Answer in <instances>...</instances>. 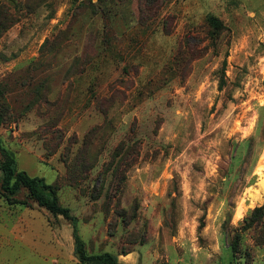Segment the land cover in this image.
<instances>
[{
    "label": "rangeland",
    "instance_id": "obj_1",
    "mask_svg": "<svg viewBox=\"0 0 264 264\" xmlns=\"http://www.w3.org/2000/svg\"><path fill=\"white\" fill-rule=\"evenodd\" d=\"M0 91L72 215L0 193V264H264V0H0Z\"/></svg>",
    "mask_w": 264,
    "mask_h": 264
},
{
    "label": "trees",
    "instance_id": "obj_2",
    "mask_svg": "<svg viewBox=\"0 0 264 264\" xmlns=\"http://www.w3.org/2000/svg\"><path fill=\"white\" fill-rule=\"evenodd\" d=\"M146 2L147 4H157L163 2V0H146ZM207 20L216 28H221V24H219V20L215 16L210 15ZM0 152L2 156V160L0 161V193L10 204L27 202L26 200H19L16 197L19 191L25 188L30 198L39 206L55 215L72 217L70 209L60 204L55 185L47 183L41 177L30 176L25 171L18 170L16 158L1 144V141ZM259 209L261 208H255V210ZM75 240L76 252L81 264H123L110 252L89 254L84 247L83 241L78 236H76Z\"/></svg>",
    "mask_w": 264,
    "mask_h": 264
}]
</instances>
